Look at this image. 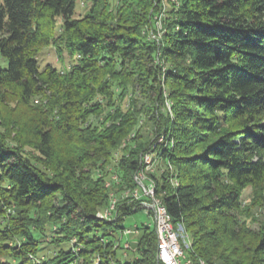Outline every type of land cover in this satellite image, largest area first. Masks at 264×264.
<instances>
[{"label":"trees","instance_id":"obj_1","mask_svg":"<svg viewBox=\"0 0 264 264\" xmlns=\"http://www.w3.org/2000/svg\"><path fill=\"white\" fill-rule=\"evenodd\" d=\"M3 91L35 116L0 124V264H156L150 226L117 256L150 153L195 257L264 264V215L244 220L245 192L264 199V0H0Z\"/></svg>","mask_w":264,"mask_h":264},{"label":"rangeland","instance_id":"obj_2","mask_svg":"<svg viewBox=\"0 0 264 264\" xmlns=\"http://www.w3.org/2000/svg\"><path fill=\"white\" fill-rule=\"evenodd\" d=\"M83 8L84 7L82 4L78 6L79 14H82ZM110 11L113 12L112 9ZM162 17H164V15ZM155 26H156L157 31L155 33L150 32L149 34L153 39L154 38L160 39L163 34L161 20L155 21ZM42 61H43V64L51 63L57 66L58 68L62 69L68 65L69 58L66 57L63 63L59 62L55 51L53 49L45 48L44 53L42 55ZM131 91H133V89ZM4 94H5L4 91L0 93V124L1 123L4 124L5 121L6 122L12 121L17 118H22V119L25 118L28 120L32 118L33 116H35V107H30L29 105L18 104L12 99V97L8 95L4 96ZM140 97L142 98L141 95L139 96V91H136V94H134V98L132 97V94H131L126 99L122 100L121 102L123 104L125 111L127 110V107L135 100H137L136 104L138 108H140L144 102V100L139 99ZM8 101H12V102H8ZM34 103H35L34 105L37 106V102L34 101ZM90 120L97 122L98 117L93 116L90 118ZM150 124L151 123L148 122L146 123L145 127H140V128H143L142 129L143 133L146 132L148 129H150V127L153 125V124L151 125ZM0 130L3 132H7V136L8 134L11 137H14L16 135V131H14L15 129L13 127H10V129L6 130L4 127L0 126ZM27 151L30 153H33V151H31L30 149H27ZM34 154H36L35 156H38L37 153L34 152ZM160 166H161L160 164H157V167L155 168L156 173L160 171ZM113 179H116V178L113 176ZM251 191H252L251 189H248L245 192L244 204L246 206H249L251 203H253V206L250 208L252 216L249 218L244 217V220L246 221L247 225L250 228H252L253 230H257L259 228V220L262 219L264 215V199H262L261 197L257 198L256 195L255 196L250 195ZM119 195L120 194H116L115 196L119 198ZM254 197H256L257 199L255 203L252 202L254 200ZM124 225L127 230H130V233H123L120 235L121 242L119 244L122 245V248L118 249L117 256L123 260H126L127 262V261H131L132 259H134L136 255L132 251H127L123 249L124 245L129 242L131 244L136 243L142 236V231H143L142 229L144 226H150L151 229L154 230L155 221H154L153 215H148L147 211L144 209V210L139 211L138 213L127 216L124 221ZM176 228L178 229L177 225H176ZM184 229H185V232L183 233L184 236L187 234L189 237V238H186V241L187 243L191 242V245H192L191 233L187 231L185 227ZM181 241L183 245H185L182 238H181ZM184 250L188 258L192 259L196 264H199V258L194 256V254L192 253L193 250L191 249V246L190 247L184 246Z\"/></svg>","mask_w":264,"mask_h":264},{"label":"built area","instance_id":"obj_3","mask_svg":"<svg viewBox=\"0 0 264 264\" xmlns=\"http://www.w3.org/2000/svg\"><path fill=\"white\" fill-rule=\"evenodd\" d=\"M144 169L135 175L138 188L134 191H126L123 194L125 198H133L139 202L141 210H146L148 215H153L155 221V233L157 238L156 264H196L192 259L188 258L184 246L190 247L191 242L187 243L186 234L184 236V226L179 225L176 228L167 207L164 205L160 196L156 192V182L150 177L155 173V168L159 164L154 154H145L143 156ZM116 178V177H115ZM119 198L115 194L111 195V200L107 208L98 213V217L107 220H113L116 216V209ZM123 233H130L125 230ZM181 238L185 245H183ZM125 250L130 251L131 244L124 245ZM199 264H207L204 260L199 259Z\"/></svg>","mask_w":264,"mask_h":264}]
</instances>
